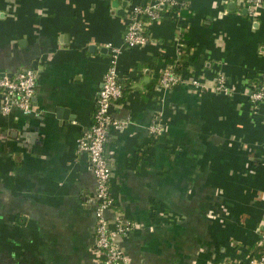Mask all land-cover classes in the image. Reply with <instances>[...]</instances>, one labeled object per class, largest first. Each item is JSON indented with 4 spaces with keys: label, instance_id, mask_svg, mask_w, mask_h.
I'll return each instance as SVG.
<instances>
[{
    "label": "crops",
    "instance_id": "obj_1",
    "mask_svg": "<svg viewBox=\"0 0 264 264\" xmlns=\"http://www.w3.org/2000/svg\"><path fill=\"white\" fill-rule=\"evenodd\" d=\"M141 0H0V73L37 68L33 113H0V264H102L92 247L94 181L76 141L91 123L125 11ZM149 42L121 48L120 99L105 132L112 223L127 264H218L241 258L264 210V10L254 19L223 0H185ZM185 45L183 82L158 90L173 36ZM187 52V53H186ZM221 73L229 94L213 90ZM195 77L201 87L190 84ZM156 118L160 131L149 136Z\"/></svg>",
    "mask_w": 264,
    "mask_h": 264
},
{
    "label": "built area",
    "instance_id": "obj_2",
    "mask_svg": "<svg viewBox=\"0 0 264 264\" xmlns=\"http://www.w3.org/2000/svg\"><path fill=\"white\" fill-rule=\"evenodd\" d=\"M225 5L231 3L236 10H243L250 19H254L264 10V0H223ZM187 9L185 0H141L131 4L125 11L124 25L121 35V46L105 44L108 52V64L103 73L101 84L94 99V110L91 123L76 141V149L86 153L89 169L94 181V228L92 247L101 255L102 264H127V261L117 245L116 240L132 231L133 224L123 216L115 217L112 223L104 216L113 207L109 193L110 171L103 153L105 132L108 126L121 122L109 117V107L122 96V86L116 70V61L121 48L131 49L149 42L146 27L151 22H158L165 17L173 20L180 31L183 20L182 11ZM174 55L164 61L158 71L156 87L158 90H168L177 83L183 82V70L178 71L185 45L178 34L173 36ZM187 53V52H186ZM38 70L34 67L21 68L10 75L0 76V113L8 114L16 109L22 114L33 113L31 98L35 90ZM190 84L201 87L195 77H190ZM213 90L216 93L228 95L224 75L217 73L214 77ZM249 102L256 107L264 104V79L259 84H251L247 94ZM160 131L156 118H152L147 126L149 136ZM218 264H264V210L255 228V241L250 249L237 259Z\"/></svg>",
    "mask_w": 264,
    "mask_h": 264
},
{
    "label": "trees",
    "instance_id": "obj_3",
    "mask_svg": "<svg viewBox=\"0 0 264 264\" xmlns=\"http://www.w3.org/2000/svg\"><path fill=\"white\" fill-rule=\"evenodd\" d=\"M183 55H182V59H181V63L179 64L178 66V71L180 72L181 69H183L185 67L184 63H183ZM252 84H255V85H258L259 84V81L257 80H254V82H252ZM123 89V88H122ZM122 93H123V90H122Z\"/></svg>",
    "mask_w": 264,
    "mask_h": 264
},
{
    "label": "water",
    "instance_id": "obj_4",
    "mask_svg": "<svg viewBox=\"0 0 264 264\" xmlns=\"http://www.w3.org/2000/svg\"><path fill=\"white\" fill-rule=\"evenodd\" d=\"M241 12L244 14V11H243V10H242ZM2 75H6V74H2V73H0V76H2Z\"/></svg>",
    "mask_w": 264,
    "mask_h": 264
}]
</instances>
